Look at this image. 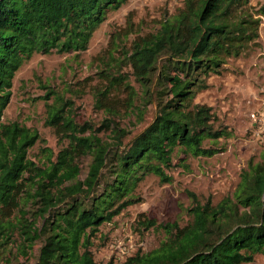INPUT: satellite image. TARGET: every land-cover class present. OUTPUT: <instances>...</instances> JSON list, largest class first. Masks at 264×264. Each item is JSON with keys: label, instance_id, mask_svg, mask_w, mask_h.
I'll return each instance as SVG.
<instances>
[{"label": "trees", "instance_id": "trees-1", "mask_svg": "<svg viewBox=\"0 0 264 264\" xmlns=\"http://www.w3.org/2000/svg\"><path fill=\"white\" fill-rule=\"evenodd\" d=\"M127 1L0 0V264H97L92 238L138 200L135 191L147 175L170 181L165 169L176 149L193 156L217 150L204 142L225 130L214 129L212 107L195 99L208 88L210 75L259 37L264 5L255 10L251 0H183L156 31L135 38L130 62L141 99L156 102L157 113L125 144L126 132L119 127L112 129V142L79 135L84 129L65 113L67 102L53 90L46 124L69 137L54 161L49 156L44 165L35 164L27 150L37 132L2 122L13 78L26 60L53 49L86 50L107 15ZM116 79L94 92L108 112L113 88L122 83ZM82 157L91 159L84 178L77 162ZM191 195L186 224L166 223L157 247L119 264H244L264 255V158L249 163L234 192L217 203ZM16 234L21 242L14 254ZM37 242L38 255L30 260Z\"/></svg>", "mask_w": 264, "mask_h": 264}, {"label": "rangeland", "instance_id": "rangeland-1", "mask_svg": "<svg viewBox=\"0 0 264 264\" xmlns=\"http://www.w3.org/2000/svg\"><path fill=\"white\" fill-rule=\"evenodd\" d=\"M183 0H128L111 11L95 30L88 48L80 52L53 49L34 53L16 72L10 102L2 122L18 123L37 132L36 142L28 147L27 157L42 166L51 156L54 161L69 143L63 132L46 124L47 104L54 101L56 91L67 102L65 113L80 128L81 136L95 135L113 141L114 127L125 130L123 143L143 130L157 113L156 102L141 99L142 86L130 62L132 43L137 36L156 31L160 22L176 13ZM259 9L264 0H251ZM113 77L122 83L111 96L113 108L108 112L96 103V88L110 86ZM208 88L198 93L196 102L211 106L214 129L225 133L216 140H205V146L217 150L211 156H193L175 150L171 165L165 169L170 181L154 174L147 175L138 185V200L127 206L111 222L103 223L92 238L91 250L97 264L110 259L121 263L137 251H149L165 238V224L180 225L190 219L188 208L195 197L214 203L231 195L243 169L264 158V19L259 37L246 51L230 57L220 73L207 78ZM129 83V87L125 84ZM133 92L136 96L130 99ZM132 100V105L130 104ZM91 159H78L84 178ZM153 224L145 226L142 223ZM10 245L17 253L21 242ZM37 242L30 260H35L40 247ZM31 250H29L30 252ZM20 254V253H19ZM264 264V255L256 254L251 262Z\"/></svg>", "mask_w": 264, "mask_h": 264}]
</instances>
